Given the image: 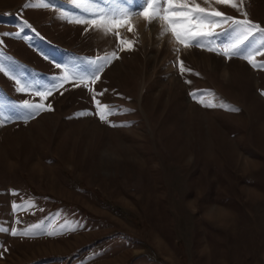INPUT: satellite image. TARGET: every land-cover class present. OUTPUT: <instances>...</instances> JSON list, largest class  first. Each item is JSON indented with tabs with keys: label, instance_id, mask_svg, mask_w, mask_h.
I'll return each mask as SVG.
<instances>
[{
	"label": "rangeland",
	"instance_id": "374dc122",
	"mask_svg": "<svg viewBox=\"0 0 264 264\" xmlns=\"http://www.w3.org/2000/svg\"><path fill=\"white\" fill-rule=\"evenodd\" d=\"M29 3L0 0V64L35 89L64 75L57 63L89 73L87 61L120 40L125 50L99 80L70 76L45 100L0 72V114L11 117L0 123V264H264V69L184 48L143 17L105 36L60 18L86 15L70 0ZM245 7L264 26V0ZM197 91L239 111L205 107ZM25 99L52 110L25 121L10 106ZM96 100L116 110L108 122ZM37 224L54 234H11Z\"/></svg>",
	"mask_w": 264,
	"mask_h": 264
},
{
	"label": "snow or ice",
	"instance_id": "6c2138e0",
	"mask_svg": "<svg viewBox=\"0 0 264 264\" xmlns=\"http://www.w3.org/2000/svg\"><path fill=\"white\" fill-rule=\"evenodd\" d=\"M71 4L80 10L81 13L86 15L69 14L67 12H60L59 16L62 20L68 23L77 25H84V31H96L101 34L120 36L119 28L127 26L128 31H133L131 21L136 17H143L147 25L154 22L160 28V36L170 34L176 43L184 48L198 47L210 52H216L223 55L226 59L240 58L246 60L254 68L264 69V60L257 61L256 57H264V26L249 19V13L246 10V0H140L141 7L134 9L132 0L125 3L124 0H70ZM205 5V6H202ZM213 5H227L235 9L239 14L238 16L227 15L225 12L219 10ZM37 6L42 8H51L53 5L45 0H38L35 5L29 3L24 7ZM26 27L31 28L26 21ZM3 36L15 35L19 36L20 33H3ZM221 37L223 39L221 40ZM3 40L0 39V44ZM124 41L120 40L117 51L125 50L123 45ZM132 41H128L126 50H134L132 48ZM117 51L106 54L103 57H97L95 60L87 61L92 66V71L89 73H81L75 68H69L67 65L62 66L57 63L56 68H64V75L54 77L50 87H46L41 91L35 89L31 85L11 73V70L4 64H0V72L7 73L15 81L17 91L21 93H31L41 100L47 99L54 91L60 89L71 76L78 86L87 81L95 82L100 79L105 67L118 59ZM179 52L180 49H175ZM9 59H11L9 57ZM179 70L181 74L191 71V69L184 66V62L178 59ZM191 83V81H187ZM86 86V84H85ZM206 91V90H204ZM63 93L61 92V95ZM103 93H95V95H102ZM264 94V93H262ZM193 99H198V102L204 104L205 107H223L230 111H239L234 106L224 103H213L215 94H211L212 99L205 101L200 92L191 93ZM97 114L103 122H108V117L113 115L116 111L108 104L101 105L100 101L96 100ZM14 109H20L24 112L23 119L25 121L33 119L43 111H51V105L45 106L44 103H32L25 99L22 103H13L10 105ZM92 114V113H90ZM83 115V113H81ZM5 117L0 114V123ZM112 126H116L113 124ZM125 126V125H122ZM32 206V205H28ZM25 207V205L13 204V208L18 210ZM42 225H32L30 228L23 231L12 230L13 236H35L40 234L52 235L54 232H41L39 231ZM0 231H9L7 228L0 227Z\"/></svg>",
	"mask_w": 264,
	"mask_h": 264
}]
</instances>
